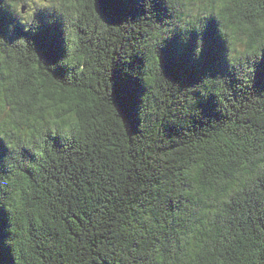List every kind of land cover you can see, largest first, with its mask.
Wrapping results in <instances>:
<instances>
[{
  "label": "clouds",
  "instance_id": "1",
  "mask_svg": "<svg viewBox=\"0 0 264 264\" xmlns=\"http://www.w3.org/2000/svg\"><path fill=\"white\" fill-rule=\"evenodd\" d=\"M163 2L171 18L163 24L152 20L154 27L149 33L141 32L143 38L134 47L146 59L144 81L149 75L146 69L153 70L151 75H162L159 50L167 40L177 33L185 38L192 32L203 34L214 19L229 68L238 71L243 83L253 82L256 69L252 65L264 61V0ZM148 5L152 7V0H146ZM94 6L97 13L96 0ZM44 10L63 18L67 55L60 65L74 70L65 81L53 77L27 37L9 43L0 36V142L8 151L0 171V209L9 215L11 237L4 243L12 250L14 264H40L39 241L30 231L50 220L59 192L55 180L44 172L53 149L50 137L61 138L65 147L84 145L91 143L93 128H103L111 140L116 127L110 110L100 111L105 102L113 105L111 87L105 94L102 88L89 86L93 74L110 79L112 68L102 67L103 60L97 62L81 32L91 4L86 0H0V11L12 15L25 32L38 29L36 17ZM142 20L146 18L138 24ZM129 24L120 27L122 31L127 32ZM15 29L16 24H10L9 35ZM202 51L201 40L197 59ZM76 73L80 76L73 79ZM191 89L205 98L214 93L219 100L222 89L230 90L226 79L219 77L205 78ZM242 109L243 121L227 118L213 124L218 125L210 130L215 135L197 133L184 140L186 151L179 159L177 177L153 185V190L168 185L172 204L179 201L182 207L161 208L153 199L154 191L143 188L142 198L113 222L111 240L100 256L104 264H264V93L248 94ZM25 150L35 156V162L25 158ZM120 151L114 153L113 167L123 169L129 164V153L124 151L121 158ZM109 184L118 187L112 169H105L102 175L87 179L90 192L83 195L99 199ZM42 187L47 188L44 197ZM254 191L260 192L255 213H245L243 218L234 214L235 205ZM110 212L107 207H93V222L107 223Z\"/></svg>",
  "mask_w": 264,
  "mask_h": 264
},
{
  "label": "trees",
  "instance_id": "2",
  "mask_svg": "<svg viewBox=\"0 0 264 264\" xmlns=\"http://www.w3.org/2000/svg\"><path fill=\"white\" fill-rule=\"evenodd\" d=\"M86 3L92 6L91 13L85 12L81 30L86 34L87 49L98 63L103 60L102 67L110 69L112 65L110 79L101 80L100 74L96 73L90 78L89 86L102 88L105 94L111 87L113 105L105 102L100 111L110 110L116 127L111 140L103 128H93L91 143L84 145L65 147L66 142L61 138L50 137L53 149L44 172L49 180H55L59 192L50 220L30 231V235L39 241L40 264H104L100 256L111 240L113 222L120 219L125 208H131L142 198L143 188L153 190L154 184L170 183L177 177L179 159L186 151L184 140L197 133L215 135L210 130L218 125L213 124L227 118L243 121L244 98L248 94L264 93V61L252 65L256 69L253 82L247 79L243 83L238 79V71L230 69L224 58L225 43L214 19L208 21L203 34L192 32L185 38L184 34L177 33L167 40L159 50L162 75H151L153 70L149 68L144 81L146 59L134 47H137L136 41L143 38V33H149L154 27L152 20L163 24L165 19L171 18L163 0H152V7L148 5V8L146 0H96L97 13L94 0H86ZM36 18L38 29L25 32L12 15L0 11V36L9 43L21 36L27 37L53 77L65 81L74 70L60 65L67 55L63 18L47 10L39 12ZM141 18L146 20L138 24ZM127 23L131 24L125 26L128 31L124 32L120 27ZM10 24H16L11 35L8 33ZM201 40L203 51L197 59L196 48ZM79 76L80 73H76L73 79ZM209 77L227 81L230 90L222 89L220 100L214 93L205 98L199 91L191 89ZM118 115L121 119H117ZM127 133L129 138L125 139ZM117 149L121 150V158L124 151L129 153L126 168L113 167ZM162 151H166L163 159ZM7 155V149L0 142V171H4L3 158ZM24 156L35 162V156L28 150ZM105 169H112L118 187L109 184L103 189L101 198L95 199L92 195L85 198L83 193L90 192L87 179L102 175ZM153 191V199L161 208L182 207L179 201L172 204L168 185ZM46 193L47 188L42 187L40 196L44 197ZM259 196V191L245 196L235 205L234 214L241 218L245 213L254 214ZM93 207L110 208L109 221L103 225L94 223ZM9 227V215L0 209V264H14L12 250L4 243L11 237Z\"/></svg>",
  "mask_w": 264,
  "mask_h": 264
}]
</instances>
